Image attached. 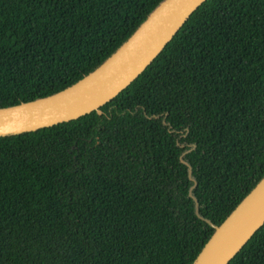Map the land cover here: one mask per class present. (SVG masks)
Here are the masks:
<instances>
[{"label":"trees","instance_id":"obj_1","mask_svg":"<svg viewBox=\"0 0 264 264\" xmlns=\"http://www.w3.org/2000/svg\"><path fill=\"white\" fill-rule=\"evenodd\" d=\"M162 1L0 0V108L74 84ZM101 109L0 136V264H194L264 177V0H205ZM229 264H264V224Z\"/></svg>","mask_w":264,"mask_h":264},{"label":"water","instance_id":"obj_2","mask_svg":"<svg viewBox=\"0 0 264 264\" xmlns=\"http://www.w3.org/2000/svg\"><path fill=\"white\" fill-rule=\"evenodd\" d=\"M205 0H163L102 64L54 94L0 108V136L19 134L81 117L130 85L160 54ZM197 212L199 204L196 202ZM194 264H229L264 224V177L220 224Z\"/></svg>","mask_w":264,"mask_h":264}]
</instances>
